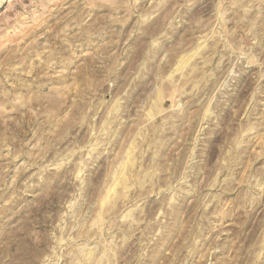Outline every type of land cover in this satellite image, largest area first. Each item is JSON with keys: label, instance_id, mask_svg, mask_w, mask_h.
I'll use <instances>...</instances> for the list:
<instances>
[{"label": "rangeland", "instance_id": "374dc122", "mask_svg": "<svg viewBox=\"0 0 264 264\" xmlns=\"http://www.w3.org/2000/svg\"><path fill=\"white\" fill-rule=\"evenodd\" d=\"M0 264H264V0H0Z\"/></svg>", "mask_w": 264, "mask_h": 264}]
</instances>
